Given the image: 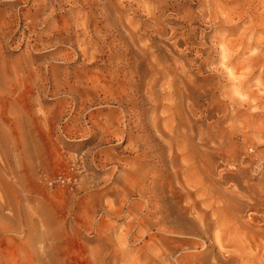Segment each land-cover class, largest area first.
Segmentation results:
<instances>
[{"label":"rangeland","instance_id":"374dc122","mask_svg":"<svg viewBox=\"0 0 264 264\" xmlns=\"http://www.w3.org/2000/svg\"><path fill=\"white\" fill-rule=\"evenodd\" d=\"M180 253L264 264V0H0V264Z\"/></svg>","mask_w":264,"mask_h":264},{"label":"bare ground","instance_id":"6f19581e","mask_svg":"<svg viewBox=\"0 0 264 264\" xmlns=\"http://www.w3.org/2000/svg\"><path fill=\"white\" fill-rule=\"evenodd\" d=\"M140 53V52H139ZM147 55V54H146ZM135 66V65H134ZM23 69V68H22ZM28 69V68H27ZM33 69V68H32ZM145 69V68H144ZM138 70V69H137ZM155 70V69H154ZM100 72V71H99ZM151 72V71H150ZM34 73V72H33ZM126 73V72H125ZM19 74V73H18ZM17 76V75H16ZM134 76V75H133ZM141 76V75H140ZM144 79V78H143ZM136 81V80H135ZM147 84V83H146ZM145 84V85H146ZM122 87V86H121ZM132 89V88H131ZM123 91V90H122ZM109 94H111V93H109ZM111 97V96H110ZM147 97V96H146ZM122 101V100H121ZM107 103V102H106ZM122 105V104H121ZM150 112H151V110H150ZM107 117V116H106ZM125 117V116H124ZM140 118V117H139ZM140 120V119H139ZM111 123V122H110ZM153 126V125H152ZM91 127V126H90ZM112 127V126H111ZM151 136V135H150ZM145 139V138H144ZM146 140V139H145ZM148 141V140H147ZM146 141V142H147ZM155 144V143H154ZM161 155V154H160ZM172 161V160H171ZM137 173V172H136ZM153 176V175H152ZM131 179V178H130ZM137 179V178H136ZM144 180V179H143ZM139 181H141V180H139ZM141 182H143V181H141ZM150 182V181H149ZM159 183V182H158ZM162 183V182H161ZM131 184V183H130ZM142 184V183H141ZM140 185V184H139ZM138 185V186H139ZM166 185V184H165ZM173 185V184H172ZM152 186V185H151ZM161 188H164V187H161ZM160 188V189H161ZM167 188V187H166ZM169 188V187H168ZM139 190V189H138ZM171 190V189H170ZM173 190V189H172ZM152 191H153V189H152ZM165 192V191H164ZM142 194H143V192H141ZM170 193V192H169ZM127 195V194H126ZM141 195V194H140ZM144 195H145V192H144ZM154 195V194H153ZM164 195V194H163ZM146 196V195H145ZM145 196H144V198H145ZM168 196V195H167ZM156 197V196H155ZM160 198V197H159ZM147 199V198H146ZM146 199H145V201H146ZM166 199V198H165ZM150 202V201H149ZM196 204V203H195ZM148 205V204H147ZM171 205V204H170ZM157 206V205H156ZM166 206V205H165ZM149 207V206H148ZM179 207V206H178ZM157 208V207H156ZM168 208V207H167ZM175 209V208H174ZM138 211V210H137ZM196 211V210H195ZM166 212V211H165ZM197 214V213H196ZM160 215V214H159ZM164 215V214H163ZM138 216V215H137ZM161 216V215H160ZM198 216V215H197ZM192 217V216H191ZM141 218V217H140ZM190 218V217H189ZM136 219V218H135ZM171 219V218H170ZM183 219V218H182ZM196 219V218H195ZM163 220V219H162ZM140 221V220H139ZM198 222V221H197ZM151 223V222H150ZM199 224V223H198ZM201 224V223H200ZM206 224V223H205ZM203 227V226H202ZM180 230V229H179ZM201 230H202V228H201ZM205 234V233H204ZM181 235V234H180ZM206 235V234H205ZM181 239V238H180ZM206 239V238H205ZM183 240H184V238H183ZM187 242V241H186ZM195 242V241H194ZM201 243V242H200ZM150 246V245H149ZM198 246V245H197ZM191 248V247H190ZM173 249V248H172ZM187 249V248H186ZM225 249V248H224ZM187 251V250H186ZM190 251H191V249H190ZM212 252V251H211ZM190 253H192V252H190ZM206 253V252H205ZM37 254V253H36ZM181 254V255H180ZM179 255L180 256H178L177 255V261H178V264H205V261H195V257H193V256H191V255H185V254H182V253H180ZM223 254V253H222ZM41 255V254H40ZM193 255V254H192ZM197 256V255H196ZM208 256V255H207ZM228 256V255H227ZM238 256V255H237ZM218 257H219V255H218ZM230 257V256H229ZM220 258H222V257H220ZM211 259V258H210ZM217 259V258H216ZM225 259H226V256H225ZM231 259V258H230ZM174 260V259H173ZM228 260V262H229V259H227ZM223 261V260H222ZM226 261V260H225ZM46 262V261H45ZM175 262V261H174ZM210 262H212V261H210ZM210 262H209V264H210ZM221 262V261H220ZM219 262V263H220ZM230 262H231V260H230ZM49 263V262H48ZM164 263V262H163ZM43 264H47V263H43Z\"/></svg>","mask_w":264,"mask_h":264}]
</instances>
